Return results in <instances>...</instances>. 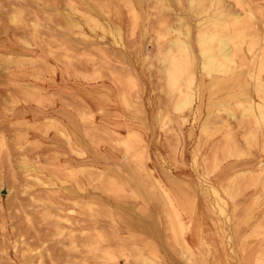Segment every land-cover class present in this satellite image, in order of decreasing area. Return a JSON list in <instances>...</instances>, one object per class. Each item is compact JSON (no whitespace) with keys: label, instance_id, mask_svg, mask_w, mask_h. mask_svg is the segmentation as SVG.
<instances>
[{"label":"rangeland","instance_id":"rangeland-1","mask_svg":"<svg viewBox=\"0 0 264 264\" xmlns=\"http://www.w3.org/2000/svg\"><path fill=\"white\" fill-rule=\"evenodd\" d=\"M240 1L222 69L211 0H0V264H264V0Z\"/></svg>","mask_w":264,"mask_h":264},{"label":"bare ground","instance_id":"bare-ground-1","mask_svg":"<svg viewBox=\"0 0 264 264\" xmlns=\"http://www.w3.org/2000/svg\"><path fill=\"white\" fill-rule=\"evenodd\" d=\"M211 1H212V3L210 5V7L209 6H206V5L203 6L204 7V9H203L204 12H207L209 9H211L213 7L214 8V13H216L215 17L217 18L216 19V24H217V22H223V21L226 22V20L229 18V22L232 24L233 29L227 31L228 32L227 35L226 36H223L221 31H217L215 29V27H216L215 24H214V27H210L209 28V27L205 26V24L203 23V24H201V27L199 29V34H198L197 38H198L199 42H203V43L204 42H208V43H210L212 45L211 49H209L210 47L207 49V50H209V51H207V55H208L207 65H210V66H213L214 67L215 65L219 64L222 69L233 68L237 64V62L234 59L235 58V55L240 50H238L237 52H234L232 50L233 47L231 48V46H230V43L237 36H238V38H241L244 35V33H245L244 32L245 31L244 22L242 21V19H241L242 16L239 13L227 12L226 8H224V5H223L224 0H211ZM237 2H238V0H237ZM238 4H240V3H238ZM89 8H91V7H89ZM217 8L219 10H217ZM72 9L73 8L70 7V10H72ZM75 12H76V10H75ZM131 13L133 15L132 16V22L131 23H132V27H133L132 30L134 32L137 29V21H138V19H137V16H136V13H135L134 10H131ZM96 20H98V19H96ZM12 21L14 22V19ZM67 22L69 23V25H75V23L71 19H69V21H67ZM78 24L76 23V26ZM97 26H99V25L97 24ZM80 33H82V32H80ZM178 34H181V33H178ZM120 37H121V35H120ZM177 47H180L182 49V52L186 53V51H187L186 42L178 39V40H175V41H173V42L170 43V46L166 50L165 56L160 59L161 64L164 65L163 70L165 71L166 74H169L171 77L173 75H175L176 70H180L179 67L181 68V66H184V64L188 62L187 55L186 54H184V57H181L179 60L174 57V49L177 48ZM173 72H175V73L173 74ZM257 85H259L261 91L264 92V85H263V83H261L259 81V83ZM192 99H193V95L190 94V93L186 94L183 97L178 98V101H177V103L175 105V109L178 110V111L185 110L190 105ZM259 106H260L259 108L262 111H264V106H262V105H259ZM252 111L253 110L249 108L245 112L246 113H249V112H252ZM243 113H244V111H243ZM251 136L254 137L253 134ZM155 182H157V181L155 180ZM262 182H263V180H262ZM70 220H71V218H70ZM141 262H143V264H152L151 261H149V260H141Z\"/></svg>","mask_w":264,"mask_h":264},{"label":"crops","instance_id":"crops-1","mask_svg":"<svg viewBox=\"0 0 264 264\" xmlns=\"http://www.w3.org/2000/svg\"><path fill=\"white\" fill-rule=\"evenodd\" d=\"M199 225V224H198ZM148 231L147 228L145 230V232ZM154 236V234H152ZM150 235V236H152ZM156 235V234H155ZM155 237V236H154ZM171 246V245H170ZM171 248L173 249L175 255L177 256L175 258V260H170V259H165V261H167V263H170V264H183L185 263V259L183 258V253L181 251H176L174 250L173 246H171ZM172 257V256H171Z\"/></svg>","mask_w":264,"mask_h":264}]
</instances>
